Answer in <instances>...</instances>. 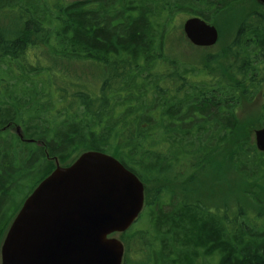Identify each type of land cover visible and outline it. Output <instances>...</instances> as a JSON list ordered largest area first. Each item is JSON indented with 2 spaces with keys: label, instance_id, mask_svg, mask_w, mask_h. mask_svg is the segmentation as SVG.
<instances>
[{
  "label": "trees",
  "instance_id": "trees-1",
  "mask_svg": "<svg viewBox=\"0 0 264 264\" xmlns=\"http://www.w3.org/2000/svg\"><path fill=\"white\" fill-rule=\"evenodd\" d=\"M238 1L0 0V246L56 161L98 151L144 184L148 228L124 233L146 242L139 264H264V152L235 138L243 102L262 100L264 126V6L251 1L222 51L175 47L194 48L183 19L217 26ZM224 152L256 185L251 209L201 199Z\"/></svg>",
  "mask_w": 264,
  "mask_h": 264
},
{
  "label": "water",
  "instance_id": "water-1",
  "mask_svg": "<svg viewBox=\"0 0 264 264\" xmlns=\"http://www.w3.org/2000/svg\"><path fill=\"white\" fill-rule=\"evenodd\" d=\"M182 30L194 47L218 40L215 26L197 17L185 20ZM254 136L264 152V127ZM144 190L133 172L102 152H84L66 167L56 163L11 222L0 264H121L123 244L111 235L125 233L137 220Z\"/></svg>",
  "mask_w": 264,
  "mask_h": 264
},
{
  "label": "rangeland",
  "instance_id": "rangeland-1",
  "mask_svg": "<svg viewBox=\"0 0 264 264\" xmlns=\"http://www.w3.org/2000/svg\"><path fill=\"white\" fill-rule=\"evenodd\" d=\"M251 1L252 0H239L238 3L235 5V9L233 8L231 11L226 12V14L223 15L222 19L218 21L219 23L217 26L214 25L215 23L211 24L215 26L218 32V40L216 44L213 45L212 47H209L207 49L198 48V47L191 48L185 43L181 45L183 41L179 43L177 40H175V47L179 48V52H181L183 55L185 54L186 56L185 55L184 56L187 58H193L194 56H196V54H202V53L212 54L218 51H222L226 43L231 39L233 35V28L235 26V24L233 26V23H235L234 21L239 20L240 18L244 17L245 13L249 11V9H251L250 7H248V5L251 4ZM253 1H256V0H253ZM181 22L182 24L180 27V32H182V37L186 39L182 31L184 19ZM261 102L262 100L259 98L254 100L252 103L243 102L241 107L238 109V114H237L238 129H237V134L235 137L236 139L238 138L239 140L247 136L249 137L248 139L250 140V142L252 143L255 142V138H254L255 131L264 127L259 122ZM222 156L224 158H222ZM226 156H227L226 152L221 154L220 156L221 159L218 164L219 166L221 165V167L219 168V172H218L219 173L218 178L219 179L220 177L221 179L223 178V180H221L222 181L221 184L218 186V188L214 187V188L208 189L210 191L203 190L202 193L200 192L201 199L205 201L206 203H208V205L215 206V207L217 205L219 207L224 206L227 203L228 199L229 200L236 199V201H238V203H240L243 207L251 209V203L247 197V194L248 195L255 194L256 185L255 183L246 182L245 180L240 178L238 175H236L234 171L231 170V168L224 161ZM63 167H66V166H63ZM213 181H214V178H209L207 181L205 180L204 183H201V185L207 188L208 185H211L213 183ZM28 190L25 192V194L28 192ZM193 191L190 189L189 194H188L189 197L197 194V192H193ZM256 192H257L256 195L259 196L261 199H263L264 198V185L262 187H258ZM25 194H23L22 196H17L15 198L14 206H19ZM229 202L230 201H228V203ZM230 208L233 209L234 207L231 206ZM253 210H256V209L253 208ZM145 214H146L145 209H142L139 217L129 229V233L131 234L138 233V231H143L148 228V222L145 217ZM112 237L119 239L124 245L125 252L127 251V255L125 253L123 257V264H124V260L126 262L125 264H139L141 262H144V260H146L145 259V257L147 256L146 252H142L143 255L139 254L140 249H143L144 251L146 250V242L140 243L139 240H136V239L126 240L125 234L112 235ZM124 241L127 242L128 247L126 246ZM143 241H148V238L143 239Z\"/></svg>",
  "mask_w": 264,
  "mask_h": 264
}]
</instances>
